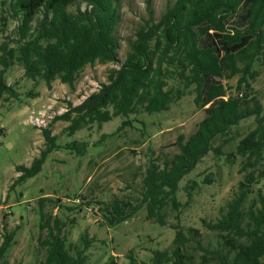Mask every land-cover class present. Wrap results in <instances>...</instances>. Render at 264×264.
Listing matches in <instances>:
<instances>
[{"label": "trees", "instance_id": "obj_1", "mask_svg": "<svg viewBox=\"0 0 264 264\" xmlns=\"http://www.w3.org/2000/svg\"><path fill=\"white\" fill-rule=\"evenodd\" d=\"M77 1L88 9L69 11ZM117 3L8 0V13L20 23L15 47L0 44V104L19 98L5 79L13 65L22 67L26 79L43 81L48 87L59 80L70 88L87 65L117 66L107 83L79 105L68 103L56 117L69 122L68 135L94 124L100 129L121 117L114 133L119 134L134 128L139 114L166 112L193 93L195 107L204 113L196 130L179 135L173 143L178 152L150 160L141 174L140 201L133 210L143 206L148 221L174 231L171 247L152 251L147 264H264V87H254L264 74V0H175L157 21L149 12L135 38L128 41L123 62L118 58ZM39 13L42 17L33 26ZM6 21L3 14L2 28ZM232 79L233 88L222 83ZM232 89L235 94H228ZM37 96L28 92L32 99ZM41 132L45 149L29 167L15 166L20 175L11 187L35 177L58 148L50 130ZM232 142L233 149L224 152ZM81 144L85 150L86 143ZM210 154L217 168V162L232 166L239 161L240 179L215 219L204 215L191 220L194 196L202 186L216 182L219 170L187 178ZM41 221L47 234L40 241L44 256L37 264H87L88 243H67L65 221L51 213H41ZM13 236L10 232L0 237V264H8ZM128 260L136 264L131 255ZM101 264L116 262L109 255Z\"/></svg>", "mask_w": 264, "mask_h": 264}, {"label": "rangeland", "instance_id": "obj_2", "mask_svg": "<svg viewBox=\"0 0 264 264\" xmlns=\"http://www.w3.org/2000/svg\"><path fill=\"white\" fill-rule=\"evenodd\" d=\"M5 1L0 5V17L3 14L7 17L5 27L2 28L0 22V44L6 42L9 47H15L20 18L11 17L8 0ZM174 1L118 0L116 34L120 62L125 59L128 41L135 38V31L148 18L149 12L157 21ZM78 8L88 9L85 3L77 1L68 10L76 12ZM41 17L39 13L32 25L35 26ZM116 68L113 63L87 65L73 88L59 80L48 87L43 81L26 79L19 65L7 70L6 82L19 95L18 99L0 104V237L14 232L6 254L8 264H37L43 259L40 241L47 230L42 228L41 213H51L65 221L67 243L80 246L88 243L87 264H101L109 255L116 264H129V255L134 257L136 264H147L152 251L171 247L174 231L148 221L143 206L133 209L140 201L141 174L148 162L161 154L172 156L178 152L173 144L177 137L192 134L204 117L203 111L193 103L194 94L189 93L176 101L166 112L139 114L134 128L127 127L119 134L114 133L121 125V117L104 123L100 129L94 124L73 135L65 131L69 122L56 120L66 111L68 103L79 105L101 84L107 83L109 72ZM222 83L233 88L236 80H222ZM254 87H264V74ZM30 90L39 97H28ZM228 94L235 92L232 89ZM35 121L43 123L36 125ZM248 125L249 122L241 131ZM42 129L50 130L58 148L47 156L35 177L11 187L20 175L15 166L29 167L45 149ZM83 142L85 150H82ZM233 147L234 142L223 151L229 152ZM212 157L210 154L201 161L187 178L219 170L216 182L202 186L201 193L194 196L191 220L204 215L215 219L231 187L240 179L239 161L232 166L217 162V168L213 166ZM178 196L181 202L185 201L183 193Z\"/></svg>", "mask_w": 264, "mask_h": 264}, {"label": "built area", "instance_id": "obj_3", "mask_svg": "<svg viewBox=\"0 0 264 264\" xmlns=\"http://www.w3.org/2000/svg\"><path fill=\"white\" fill-rule=\"evenodd\" d=\"M40 122H42V123H43V121H39V123H37V121H35V124H36V125H38V124L40 125Z\"/></svg>", "mask_w": 264, "mask_h": 264}, {"label": "crops", "instance_id": "obj_4", "mask_svg": "<svg viewBox=\"0 0 264 264\" xmlns=\"http://www.w3.org/2000/svg\"><path fill=\"white\" fill-rule=\"evenodd\" d=\"M37 97H39V95H38ZM37 97H36V98H37Z\"/></svg>", "mask_w": 264, "mask_h": 264}]
</instances>
